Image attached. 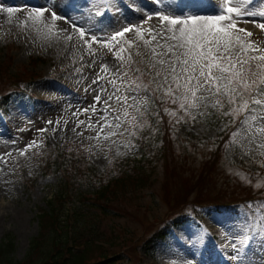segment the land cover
Returning <instances> with one entry per match:
<instances>
[{
  "label": "rangeland",
  "instance_id": "1",
  "mask_svg": "<svg viewBox=\"0 0 264 264\" xmlns=\"http://www.w3.org/2000/svg\"><path fill=\"white\" fill-rule=\"evenodd\" d=\"M156 1L151 6H142L141 0H108V3L102 0H65L62 3L74 12L72 15L76 21L72 17L71 20L77 24H81L79 20H82L84 27L110 38L122 26L140 25L149 14L157 11L177 15L193 13L189 3L197 0H164L165 4L163 0ZM199 1L209 4L211 11L206 14H216L223 5V0ZM8 7L18 11L6 14L4 9ZM246 7L259 13L264 11V0H251ZM40 9H47L44 16L49 20L53 10L61 17H66L62 8L57 6L32 4L29 0H0V60L10 59L14 73L25 74L30 78V92L34 96L31 98L29 93L27 96L16 95L9 100L6 111L0 109V157L7 161L4 163L0 160V246L11 241L9 255L18 262L28 257L29 242L33 238H40L44 244L40 254L52 243L49 237L52 232L49 234L41 230L39 221L42 218L39 213L49 209L47 200L59 190L60 182L57 175L50 173L51 170L46 173L42 162L49 150H66L67 157L72 155L68 151L74 150V156L80 159L78 166L72 162V165L65 166L61 171L72 183L69 184L71 187L68 186L74 196L66 195L61 207V219L67 221L66 218L73 216L72 210H82L79 221L81 228L86 231L85 237L97 235L96 239L104 242V246L99 244L98 251L88 262L98 260L103 252L102 255H119L116 264H230V238L246 226L244 217L248 215L247 210L233 214L214 211L204 217L200 226L190 219L173 229L165 238L153 241L147 239L167 218L175 214L168 207V188L176 189L177 193L182 190L186 192L185 197L182 195L181 203L197 200L194 193V185L199 180L197 171L202 166L203 158L208 155L217 157L218 167L213 173L217 180L216 187L205 182L204 188L199 190L203 195L223 190L224 195L231 197L233 193L238 194L243 186L251 191L264 190V179L260 176L264 174V148L237 142L231 146L228 144L224 152L220 137L227 134L230 138L234 129L229 130L230 124L224 127L227 118L220 117L218 113L212 112L210 116L198 118L195 122L185 116L180 123L168 116L167 127L172 135L167 142L168 161H171L173 175L179 176H173L172 180L167 177V166L159 157L162 139L158 138L160 129L156 130L153 120L149 118L152 109L145 114L134 135L133 129L126 126L128 131L124 135H116L108 140L102 137L95 139L100 128L89 127L90 113L80 114L79 109L88 108L92 103L93 93L86 89L100 71V62L89 67L93 57L88 54L87 45L80 41L79 34L68 22L72 27L73 39L67 48H73L66 56L61 52L58 54L60 43L52 49L45 43L50 38L44 42L41 41L43 38L34 40L38 25L34 18L29 17V13ZM251 20L261 23L264 17H246L239 27L251 31L253 36L250 39L258 47L264 48V30L247 22ZM148 25L156 26L158 20L148 21L145 27ZM126 39L135 41V34H126ZM91 46L97 56L115 70L118 61L113 59L112 53L100 44L92 43ZM140 50L143 51L142 44ZM129 51L133 55L134 66L144 73L143 82L148 83L152 77L146 67L147 57L137 56L136 48ZM35 60L38 62L34 64ZM76 69H82V72ZM10 91H13L12 87L1 85L0 82L1 95ZM178 115L183 113L178 111ZM81 120L83 124H80ZM91 123H97L95 117ZM146 129L150 130L151 136L140 142V137L146 136ZM108 131L105 129L104 134ZM30 144L33 146L25 155H20L25 146ZM143 144L148 146L150 156V182L144 186V194L135 195L131 200L121 197L124 201H120L119 197L118 203L122 202V205L113 203L108 207L110 209L113 206L117 216L93 217L92 213L98 211L86 210L77 195L84 191L90 195L101 186V182L109 180L111 175L115 176L123 166L142 158ZM219 148L222 153L218 154ZM57 204L54 202V205ZM144 205L148 209L142 208ZM72 221L71 218L68 224ZM55 235L58 237L59 233L55 232ZM186 248L191 252L186 253ZM243 259L245 264H264V242L253 240Z\"/></svg>",
  "mask_w": 264,
  "mask_h": 264
},
{
  "label": "snow or ice",
  "instance_id": "2",
  "mask_svg": "<svg viewBox=\"0 0 264 264\" xmlns=\"http://www.w3.org/2000/svg\"><path fill=\"white\" fill-rule=\"evenodd\" d=\"M102 2L108 3V0ZM250 2L223 0L216 14L177 15L157 11L140 25L122 26L110 38L63 17L87 45L88 54L93 57L89 67L100 62V71L86 89L93 93L92 103L88 108L79 109L80 114L90 113L89 127L100 128L94 138L108 140L124 135L128 131L126 126L133 129L134 135L145 114L159 101L178 105L177 111L164 109L176 123L182 122L185 116L195 122L212 112L218 113L227 118L224 127L234 126L227 142L229 146L239 142L264 148V48L250 39L251 31L239 27L246 17H264V11L257 13L246 7ZM4 11L18 10L8 7ZM45 11L47 9L36 10L29 17L40 21ZM61 18L52 11L53 25ZM152 19H157L158 25L145 27ZM247 22L264 30V22ZM45 26L51 33L52 25ZM129 33L135 34V41L126 39ZM67 39L71 40V35ZM92 43L112 53L113 59L118 61L115 70L97 56ZM132 48L137 49V56L147 57L146 67L152 77L148 83L143 82L144 73L134 66L129 51ZM76 71L82 72V69ZM178 111L183 115H178ZM94 117L96 124L91 123ZM83 123L81 120L80 124ZM105 129L109 130L107 134H104ZM32 146L26 145L20 155H25ZM0 160L7 163L2 157ZM247 207L253 209L255 205L248 202ZM244 222L246 226L230 238V264H245L243 257L252 241L264 242V203L251 215L246 214Z\"/></svg>",
  "mask_w": 264,
  "mask_h": 264
},
{
  "label": "trees",
  "instance_id": "3",
  "mask_svg": "<svg viewBox=\"0 0 264 264\" xmlns=\"http://www.w3.org/2000/svg\"><path fill=\"white\" fill-rule=\"evenodd\" d=\"M11 60H0V82L1 85L6 86H12L15 88H19L23 85L28 84V77L25 74L20 73H14L10 69ZM36 63V60L34 61ZM19 92V91H17ZM6 96V95H5ZM2 98V97H1ZM0 98V100H1ZM6 99V97H3ZM155 115V114H154ZM153 123L156 125V129L158 128V116H151ZM147 137L150 138V130L146 129L144 132ZM142 136L140 139V142H144L147 137ZM144 150V157L141 160H137L134 162H131L130 165H126L122 168L121 171L117 173L116 176L112 177L113 179L110 182L105 183L104 186H102L98 191H96V194L92 196V199L89 197H79L80 201H84V203L89 201L91 205L96 206L98 208V212L96 214H93V217L98 218L102 215H112L117 216L113 210V206L109 209L108 207L111 206L113 203H118L119 197H127V199L131 200L135 195H138L140 191L144 190L145 185H149L148 180L149 178V172H150V165H149V148L147 145H142ZM159 157L162 159L166 156V153L163 152L162 148L159 147ZM64 152L62 151L61 154ZM43 166L45 169L54 171H59V162L57 158L52 155L51 152L47 153V156L43 159ZM168 174L167 177L173 180V176L175 178H179L177 174L173 175L172 173V166L171 161L169 160L167 163ZM204 168V167H203ZM203 170V179L206 181L207 174ZM200 181V180H198ZM62 184L60 187V192L58 194V198H62V196L66 195L67 187H66V181L62 180ZM184 188V187H183ZM182 188V189H183ZM173 195L171 196L172 200H175V204H180L183 202V197L186 196V192L184 190L177 193L176 190H172ZM167 196L170 195L169 190H167ZM226 196L223 194H216L206 197H197V202L205 201L207 203H211L212 206L209 208H216L217 210L226 211L228 210V206H224V203L226 200ZM124 201V198H121L120 201ZM50 206L49 210H44L40 213V217L42 218V228L51 235L49 237L52 240V243H50L46 249L42 251L40 254V250L42 245H44L40 238H37L34 241H31L30 249L28 253V257H26L23 261H14L11 256L9 255L11 253V242L9 244H3L0 246V264H107L109 262L112 263V259H110L108 256H101L99 260L90 261L88 262V259L92 257V255L98 251L99 246L95 245L94 238L97 237V235H91L90 238H86L84 241L83 237H85V229L83 228H76V231H74V243L73 245H77L76 249L75 247H69L67 243V239L65 233L61 235L63 238L61 241L56 237L54 228L58 229V223H60V219L57 220L59 216V209L60 204L55 206L53 201H49ZM86 202V203H87ZM122 205V202L118 203V206ZM88 210V209H86ZM96 210V209H95ZM114 212V213H113ZM79 216L83 215V211L80 210V212H77ZM180 217L174 219L173 221H182L187 220L189 218V215L184 214L182 216V219H179ZM166 229H161L159 232L156 233V235L159 234H166ZM42 233H40V237H42ZM83 241V242H80ZM82 246V247H80ZM80 247V248H79ZM37 252V253H36ZM102 253V252H101ZM39 254V255H38ZM40 256V257H38Z\"/></svg>",
  "mask_w": 264,
  "mask_h": 264
},
{
  "label": "bare ground",
  "instance_id": "4",
  "mask_svg": "<svg viewBox=\"0 0 264 264\" xmlns=\"http://www.w3.org/2000/svg\"><path fill=\"white\" fill-rule=\"evenodd\" d=\"M65 0H29V3H32V4H38V5H52V6H57V7H60L62 8L63 12L66 14L65 16L66 17H69V18H74L75 21H76V18L74 17V15H72L74 12L71 11L67 5H65L64 2ZM172 2V0H170ZM43 2V4L41 3ZM205 1H195L194 3L191 1L189 3V5L191 6V8L193 9L194 12L196 13H209L211 11L210 9V6L208 3H204ZM141 3H142V6H151L153 4H156L157 1L156 0H141ZM163 3L165 4L164 0H163ZM47 12V11H46ZM32 13V12H31ZM6 14H9L8 12ZM30 14V13H29ZM60 21L59 22H55L54 25H53V22L49 19H47L45 16L41 17L40 21H36L37 22V32L35 33V36L37 37H34V40H37L40 39V38H43L41 41L44 42V40L46 38H50V40H47L45 43H46V46L48 48H54L56 45H58L59 43L61 44V46L59 47V50H58V54H61L63 53V56H66L67 53H69L70 51H72V48L73 47H69V49L67 48V44L69 43L70 40L67 39V37L69 35H71V37H73V33L71 31V25H69L64 19L63 17L61 19H59ZM79 22L81 24H83V21L82 20H79ZM52 25V32L50 33L48 31V28L45 26V25ZM73 39V38H72ZM71 39V40H72ZM33 40V41H34ZM2 167L0 166V176L2 177ZM187 249V248H186ZM184 250L186 253H190L191 250Z\"/></svg>",
  "mask_w": 264,
  "mask_h": 264
}]
</instances>
